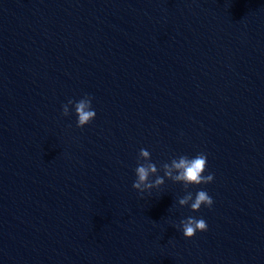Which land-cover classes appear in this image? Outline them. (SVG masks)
Returning <instances> with one entry per match:
<instances>
[{"label": "clouds", "instance_id": "obj_1", "mask_svg": "<svg viewBox=\"0 0 264 264\" xmlns=\"http://www.w3.org/2000/svg\"><path fill=\"white\" fill-rule=\"evenodd\" d=\"M73 106L77 116V127H84L89 124L96 116L95 110L92 108V97L85 95L78 101L71 99L62 105V115L68 116L70 114L69 106ZM139 160L143 161L135 169L136 180L132 187L138 192L150 191L154 188H159L165 183V178L173 182L182 183L185 189L189 185H200L211 183L214 175L209 173L204 175L207 169V156L204 153H199L196 156L189 158L186 155H181L177 158L171 159L170 162H164L157 167L151 161L150 152L146 149H140ZM163 171V176L158 175L159 171ZM155 176L154 180L150 177ZM180 206H190L192 211H199L202 206L211 207L213 204L212 197L205 191L199 190L193 197L192 192L186 194L178 200ZM179 227L185 238H192L197 231H206L208 225L203 218L197 219L195 217H187L179 222Z\"/></svg>", "mask_w": 264, "mask_h": 264}]
</instances>
